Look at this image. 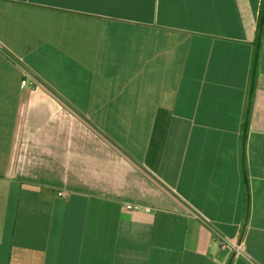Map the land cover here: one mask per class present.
Returning <instances> with one entry per match:
<instances>
[{
  "label": "crops",
  "instance_id": "crops-1",
  "mask_svg": "<svg viewBox=\"0 0 264 264\" xmlns=\"http://www.w3.org/2000/svg\"><path fill=\"white\" fill-rule=\"evenodd\" d=\"M260 6L0 0V264H264Z\"/></svg>",
  "mask_w": 264,
  "mask_h": 264
},
{
  "label": "trees",
  "instance_id": "trees-1",
  "mask_svg": "<svg viewBox=\"0 0 264 264\" xmlns=\"http://www.w3.org/2000/svg\"><path fill=\"white\" fill-rule=\"evenodd\" d=\"M264 37V0H261L260 12L257 17L256 22V36L253 42V55L250 67V78H249V85H248V95H247V107H246V114L244 118L243 124V134L241 137V175H242V182L245 189V215H244V224L241 230V236L243 235L244 227L248 218L249 212V191H248V178H247V170L245 166V157H244V148L246 142V135H247V127H248V118L251 108V100L254 94L255 86H256V78L258 74V67H259V51L262 47V40Z\"/></svg>",
  "mask_w": 264,
  "mask_h": 264
},
{
  "label": "built area",
  "instance_id": "built-area-1",
  "mask_svg": "<svg viewBox=\"0 0 264 264\" xmlns=\"http://www.w3.org/2000/svg\"><path fill=\"white\" fill-rule=\"evenodd\" d=\"M21 88H28L30 90H35V89L39 88V84L33 80L24 78L21 80ZM125 208H126V210H138V209H140L139 206H132V205H127ZM146 211H149V209H146ZM216 240H217L219 248L222 251H231L237 255H243L244 254L243 249H242L240 244L234 243L231 240H229L228 238H225L222 236H217Z\"/></svg>",
  "mask_w": 264,
  "mask_h": 264
}]
</instances>
